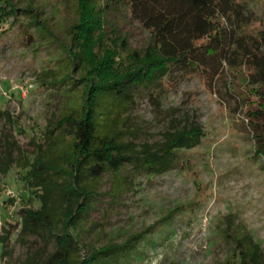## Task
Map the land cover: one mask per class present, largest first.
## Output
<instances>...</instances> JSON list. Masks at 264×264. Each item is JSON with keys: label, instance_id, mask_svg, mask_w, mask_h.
I'll use <instances>...</instances> for the list:
<instances>
[{"label": "rangeland", "instance_id": "obj_1", "mask_svg": "<svg viewBox=\"0 0 264 264\" xmlns=\"http://www.w3.org/2000/svg\"><path fill=\"white\" fill-rule=\"evenodd\" d=\"M247 1L257 17L248 32L257 34L264 30V0ZM12 2L16 12L0 17V151L11 148L17 160L35 157L40 145L47 148L48 129L65 107L80 102L82 84L72 89V82L58 83L68 74L81 78L67 59L77 0ZM110 4L107 41H118L119 60H126L149 44V31L132 17L128 0ZM259 103L245 66L228 68L214 86L197 77L182 79L160 108L138 99L117 126L124 141L156 149L170 133L201 126V143L185 152L181 165L159 175H131L120 190L114 191L111 172L88 177L95 201L78 226L79 256L106 244L123 246L138 235L148 237L134 240L136 253L125 264H232L234 239L242 235H251L249 242L264 253V157L250 114ZM28 170L14 163L0 177L1 236L8 221L20 224L23 210L41 205L27 188ZM54 197L61 211L64 204ZM20 231L5 246L0 242V264H23L35 255L41 262V254L46 258L55 250L49 237Z\"/></svg>", "mask_w": 264, "mask_h": 264}, {"label": "trees", "instance_id": "obj_2", "mask_svg": "<svg viewBox=\"0 0 264 264\" xmlns=\"http://www.w3.org/2000/svg\"><path fill=\"white\" fill-rule=\"evenodd\" d=\"M110 1L77 0L78 20L71 30L67 59L81 78L68 74L58 83L72 82V89L81 83L80 102L65 107L57 125L48 129L47 148L42 150L40 145L35 157L17 160L10 146L0 151V177L14 163L29 169L27 188L41 203L38 209L23 210L20 224L8 221L0 242L5 246L20 229L21 235L49 237L56 247L46 258L41 254V262L35 255L23 264H125L136 253L134 240L148 236H135L123 246L106 244L84 258L79 256L78 226L95 201L85 180L111 172L116 191L131 175H159L184 163L185 152L201 143V126L170 133L156 149H137L117 130L123 113L138 99L148 98L160 108L162 98L182 79L197 77L214 86L228 68L248 67L260 101V107L250 113L255 120V144L264 157V30L248 32L257 21L249 2L128 0L132 17L149 31L150 42L119 60L118 41H107ZM14 12L12 0H0L2 19ZM54 194L64 204L61 211ZM81 197L83 202H78ZM252 239L251 235L234 239L232 264H264V253L259 244L249 242Z\"/></svg>", "mask_w": 264, "mask_h": 264}]
</instances>
